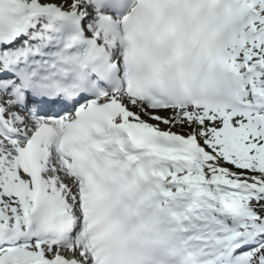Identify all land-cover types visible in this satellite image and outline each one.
Here are the masks:
<instances>
[{
  "label": "snow or ice",
  "instance_id": "1",
  "mask_svg": "<svg viewBox=\"0 0 264 264\" xmlns=\"http://www.w3.org/2000/svg\"><path fill=\"white\" fill-rule=\"evenodd\" d=\"M0 264H264V0H0Z\"/></svg>",
  "mask_w": 264,
  "mask_h": 264
}]
</instances>
